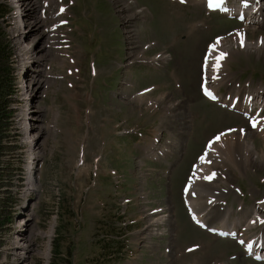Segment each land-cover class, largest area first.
I'll return each mask as SVG.
<instances>
[{
  "label": "rangeland",
  "instance_id": "374dc122",
  "mask_svg": "<svg viewBox=\"0 0 264 264\" xmlns=\"http://www.w3.org/2000/svg\"><path fill=\"white\" fill-rule=\"evenodd\" d=\"M38 1L48 26L57 22L45 40L41 28L21 29L17 18L33 23L40 6L17 11L13 0H0L3 63L17 86L1 179L0 214L9 222L0 229V264H264L246 258L235 239L196 226L182 193L206 139L236 127L252 148L206 151L217 178L203 189L219 195L206 220L214 229L230 207L232 224L264 200V131L250 130L246 117L208 101L199 87L206 44L228 30L232 38L243 24L207 12L199 0ZM126 4L138 13L129 22ZM57 6L63 10L53 16ZM247 37V48L223 40L228 55L213 78L223 96L264 87V48L255 49L264 25ZM24 46L34 48L33 61L44 55L45 66L21 69ZM141 50L143 59L133 60ZM26 111L35 130L25 129ZM157 139L163 147L149 159L143 149ZM200 197L203 212L209 199Z\"/></svg>",
  "mask_w": 264,
  "mask_h": 264
},
{
  "label": "bare ground",
  "instance_id": "6f19581e",
  "mask_svg": "<svg viewBox=\"0 0 264 264\" xmlns=\"http://www.w3.org/2000/svg\"><path fill=\"white\" fill-rule=\"evenodd\" d=\"M31 1V3H30ZM54 1V0H53ZM198 1V0H197ZM199 1H202V0H199ZM198 1V2H199ZM204 2L206 0H203ZM14 4L16 5L17 7V11H20L22 10V7H29V9H33V7H38L40 6V8L38 9V13L36 14L35 10L33 9L34 13H33V23H31L30 21H28L27 23L24 21L25 18H23L20 14H17V18L19 20V23L21 25V29L23 27L26 28L27 24H30L31 26H35V28L39 29L41 28L42 30H40L39 32V36L40 38H43L45 40V38H50L51 36H54L56 35V30L54 27L53 24L49 25L48 26V23L45 21V13H43L42 11L39 12V10L43 7L40 5V1L38 0H13ZM52 2V0H44L43 1V4L44 6H48L49 3ZM55 4V3H54ZM205 4V3H204ZM255 7L259 6L258 3H256L254 5ZM61 7V6H60ZM139 7V6H138ZM141 8V7H139ZM58 9V7L56 8V10ZM130 6L128 4L124 5L122 7V11H124V13L127 15L125 17V19L127 20V22H129L130 20H133V18L137 17L136 15V12H130ZM63 10V9H62ZM136 10V9H135ZM24 11V10H23ZM142 11V10H141ZM256 11H258L261 15H262V18H257V19H254L251 20L250 17L247 18V21H245V27L244 29L241 31V34H240V37L239 39L237 40L236 44L237 46H241L242 48H247L249 46L245 36H246V31L248 29V26H251V27H255L257 25H264V1L262 2V4L258 7V9H256ZM30 14V13H29ZM56 12L53 13V15H55ZM54 21V20H53ZM52 21V22H53ZM133 22V21H132ZM249 23V24H248ZM23 25V26H22ZM28 27V26H27ZM57 28V27H56ZM19 39L22 37V34H21V30H18V33L15 34ZM46 36V37H45ZM23 39V38H22ZM16 43V42H15ZM45 41H43V44L42 46L44 47L45 46ZM224 41L223 40H219L217 41L214 45L215 47H211V50H210V55L213 56L214 60H220L218 59L220 54L221 53H224L222 52V50H228L227 48H225V45H223ZM31 45V44H30ZM220 47H224L223 49H220ZM33 48V47H32ZM259 48H264V38L261 37L259 39V41L256 43L255 45V49H259ZM23 52H22V62H21V69H24L26 70L27 68L31 67V69H33L32 67H35V64H43V66H45V56L40 54L41 58L44 59V61L40 62V59L38 58L36 61H33L31 59V56H32V51L34 50L29 48L28 46H24L23 47ZM144 50V49H143ZM145 51V50H144ZM143 51V52H144ZM142 50L140 52H137L136 54H133L132 55V58L135 56L136 58L133 59V60H137V59H141L142 57H144L142 54H143ZM166 57L162 58L165 59ZM145 59V58H144ZM155 60V59H153ZM152 60V61H153ZM224 62V60H223ZM208 66H209V69H212L209 70L207 73H206V77L203 81V84L209 88V93L211 95H213V98L216 100V98H219L218 100H222V102H229L230 101V96L227 97V98H222L220 95H217L216 93L218 92L216 90V88L218 87V85H216V88L213 87V70H214V67H215V63L213 62H209L207 63ZM44 69V67H43ZM35 71V70H34ZM47 76L48 74L46 73V71L44 70V81L47 79ZM211 79V81H209L208 79ZM34 81H35V75H34ZM27 89L29 88L28 86H26ZM33 89V88H32ZM144 91H142L141 93H143ZM147 92V91H146ZM140 93V94H141ZM29 93H27V91L25 92V95H28ZM250 96H257V92H254L253 94H249ZM247 95L245 97V101L243 103V105L240 107L239 106V109L241 112L243 113H248L249 112V108H248V104L250 102V100H246L248 98ZM25 97V96H24ZM28 97V96H27ZM136 98V97H135ZM138 98V97H137ZM143 98V96L141 97V99ZM224 99V100H223ZM226 99V100H225ZM138 100V99H137ZM150 100V99H149ZM28 101V100H27ZM232 102H230V106ZM234 106H236V101L232 103ZM29 105V104H28ZM27 105V106H28ZM29 108V106H28ZM31 108V107H30ZM27 109V108H26ZM31 114V113H29ZM27 111L25 112V117H24V120H23V123H24V126H25V129L26 131H28V128H33V123L32 120L30 121H27ZM33 118V116H32ZM31 119V118H30ZM256 127L255 128H261V124L263 123V121L261 119H256ZM34 129V128H33ZM35 130V129H34ZM239 132L241 131H237V130H234V132L232 131H224L223 133H220L217 137H220V139L217 141L216 140V137L214 138V140H210L209 142V145L211 142L215 141L214 143H211V147H208L209 149H212L213 148H225L227 149L228 147H231L229 148L230 150H233L234 147H241L243 145H246L248 146L250 149L252 148V145L251 143H249L250 141H248V139H242V135L240 134L239 136ZM261 132V131H260ZM263 132V131H262ZM31 133V132H30ZM250 139V138H249ZM29 144L31 146V149H32V145L34 144L33 142L34 139L32 137H30L29 135ZM224 149V150H225ZM211 150V151H212ZM217 150V149H216ZM33 151V150H31ZM150 151V149H148L146 151V154H148ZM214 151L213 150L212 152H210L209 156H213L212 154H214ZM35 153V152H34ZM208 154L205 153V156H203V159L201 158V161L202 163H199V164H196L195 166V170L193 171V176L191 177V179L189 181L186 182L185 184V189H184V195H185V201H186V205L188 207V209L190 210V214L192 215V219H194L195 221L199 222V223H202V225H207V227H210L211 230L215 231V232H221V233H227V234H230V235H236L238 234V239L239 241L242 243L243 247L246 248V250H249L250 248V245L254 242L256 236L252 237V238H249L246 233L241 230V222H242V219L240 218H237V217H234L236 218V222H232V224H230V208L227 210L226 214L222 217L221 220H219V225L216 226L214 229H212L211 227L212 226H209L208 223L206 222V219H205V215H204V212H200L198 211V207H199V203H198V199H201L200 195H203L204 197H208L209 199V202L210 204H213L216 202L217 197V194H211L210 192L208 191H205L203 188L204 187H207L208 185H210L211 183H213L215 181V179L217 178L216 174L214 175V178L211 179V183H207V178L206 177H210V176H213V172L211 171V169L208 167L209 166V161L207 162L206 159H207V156ZM203 161H206L203 163ZM32 176V175H31ZM196 176V177H195ZM202 177V178H201ZM194 180V182H192ZM212 185V184H211ZM220 189V188H219ZM216 192H219L218 190ZM217 196V197H215ZM209 204V205H210ZM202 211V210H201ZM247 213V212H246ZM163 218V217H162ZM162 218H157L154 222H160V221H163ZM159 219V220H158ZM249 219V217H247V220ZM252 220L250 219L247 224L245 225L247 228L251 226V223ZM246 227L244 229H246ZM154 228H152L153 230ZM153 234H154V231H152ZM34 233L33 232V228L31 227L30 229V235H27V238L31 237V234ZM24 242V243H23ZM26 244V241H20L19 245H18V248L19 250H21V248H24V245ZM27 245V244H26ZM257 250L258 248H254V250H249L251 254H255L257 255ZM260 253H263L264 254V246L262 245L261 248H260Z\"/></svg>",
  "mask_w": 264,
  "mask_h": 264
},
{
  "label": "trees",
  "instance_id": "16d2710c",
  "mask_svg": "<svg viewBox=\"0 0 264 264\" xmlns=\"http://www.w3.org/2000/svg\"><path fill=\"white\" fill-rule=\"evenodd\" d=\"M5 39V36L0 34V204L3 203L4 197L1 196V179L3 173L8 169V165L4 163V150L7 146H10V141L6 139L9 133V118L11 122L12 110L9 107V102L12 95L16 92L17 86L13 76V71L3 63V47L1 43ZM11 66V65H10ZM7 218V217H6ZM3 214H0V229L9 222ZM1 236V235H0ZM1 242V239H0Z\"/></svg>",
  "mask_w": 264,
  "mask_h": 264
},
{
  "label": "snow or ice",
  "instance_id": "6c2138e0",
  "mask_svg": "<svg viewBox=\"0 0 264 264\" xmlns=\"http://www.w3.org/2000/svg\"><path fill=\"white\" fill-rule=\"evenodd\" d=\"M218 2H219V0H209V6L211 7V6H213L215 3H218ZM212 47L214 48L215 45H213ZM225 55H226V54L221 53L218 59H223ZM205 94H206V95L210 94V93L208 92V90H207L206 87H205ZM256 126H257V125H256V122H253V127H256ZM219 139H220V137H216V140H217V141H218ZM214 142H215V141H213V142H211V143H214ZM211 143H210L209 147H211ZM202 159H203V157H202ZM214 175H215V174H213V176L206 177V178H207V179H212V178H214ZM190 251H191V249H190Z\"/></svg>",
  "mask_w": 264,
  "mask_h": 264
}]
</instances>
